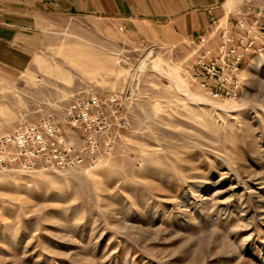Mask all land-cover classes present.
I'll list each match as a JSON object with an SVG mask.
<instances>
[{
	"label": "rangeland",
	"instance_id": "obj_1",
	"mask_svg": "<svg viewBox=\"0 0 264 264\" xmlns=\"http://www.w3.org/2000/svg\"><path fill=\"white\" fill-rule=\"evenodd\" d=\"M234 2L264 17V0ZM52 34L0 138L51 122L84 161L0 165V264H264V38L227 99L193 81L189 44L69 16Z\"/></svg>",
	"mask_w": 264,
	"mask_h": 264
},
{
	"label": "crops",
	"instance_id": "obj_2",
	"mask_svg": "<svg viewBox=\"0 0 264 264\" xmlns=\"http://www.w3.org/2000/svg\"><path fill=\"white\" fill-rule=\"evenodd\" d=\"M234 0H0V105L47 47L61 17L82 18L107 38L215 47ZM201 40H205L204 43Z\"/></svg>",
	"mask_w": 264,
	"mask_h": 264
},
{
	"label": "built area",
	"instance_id": "obj_3",
	"mask_svg": "<svg viewBox=\"0 0 264 264\" xmlns=\"http://www.w3.org/2000/svg\"><path fill=\"white\" fill-rule=\"evenodd\" d=\"M252 13L256 18L248 19ZM262 13L251 7L236 9L234 20L221 31L217 45L201 48L190 67L193 81L213 98L238 97V74L258 40L264 38ZM42 127L28 125L0 138V165L28 172L34 170L42 156H47L49 166L60 169H73L84 161L81 156L74 157V145L66 143L54 123L47 122Z\"/></svg>",
	"mask_w": 264,
	"mask_h": 264
}]
</instances>
